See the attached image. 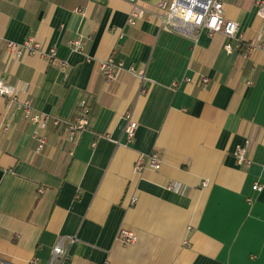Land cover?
<instances>
[{"label": "crops", "instance_id": "crops-1", "mask_svg": "<svg viewBox=\"0 0 264 264\" xmlns=\"http://www.w3.org/2000/svg\"><path fill=\"white\" fill-rule=\"evenodd\" d=\"M160 1L137 0L148 12L131 25L126 0H0V77L64 122L81 100L91 105L87 129L70 140L48 123L35 153L20 115L3 129L0 96V264H46L59 236L76 238L60 264H264V50L243 59L224 50L221 33H170L150 15ZM221 1L244 43L264 41L252 0ZM27 38L68 67L11 56L6 43ZM75 38L83 50H72ZM110 55L123 70L106 81L100 61ZM245 142L248 162L238 165ZM151 152L160 167L134 171ZM120 229L137 240L121 243Z\"/></svg>", "mask_w": 264, "mask_h": 264}, {"label": "built area", "instance_id": "built-area-1", "mask_svg": "<svg viewBox=\"0 0 264 264\" xmlns=\"http://www.w3.org/2000/svg\"><path fill=\"white\" fill-rule=\"evenodd\" d=\"M133 3L130 10L127 22L131 25L136 23V20L143 17L148 11L135 4L137 0H126ZM258 7V14L264 18V0H252ZM159 12L150 13L158 20L160 28L176 34L179 37L187 38L196 41L200 32H205L207 35L212 36L221 33L225 37L224 50L227 53L239 51L243 59L254 48H261L264 50V41L259 40L255 43H244L242 35L238 31V23L231 19H226L223 13V3L221 0H161L158 4ZM69 44L72 50H83V41L81 39H71ZM9 54L15 58H19L23 53H32L49 61L58 63L62 70L68 67L65 61L58 59L55 55V49L49 48L48 50L42 49L38 43L32 38H27L21 42L8 41L6 43ZM123 70V65L120 61H116L113 55L100 61V72L106 81L115 80L119 73ZM131 74L143 80L145 78L144 70H136L133 67L127 69ZM185 80H189L188 78ZM202 82H207V78H202ZM176 85V83H173ZM0 96L5 99L7 118L3 124V129L7 130L15 115H20L32 127L30 137L34 142L35 153H39L46 145V135L43 132V126L51 123L54 126L62 125L70 140L80 134L89 126V113L91 105L87 100H81L78 105L77 115L70 121H62L57 117L36 111L33 100L30 97L21 99L16 93L15 89L7 84L0 77ZM126 125L124 134L128 141H132L137 123L131 119L130 114L125 115ZM248 142H245L236 151V158L238 165H244L247 160ZM149 167L158 169L160 161L155 152L147 155L140 154L134 163V171L138 172L142 169ZM202 186L208 184L207 180L202 181ZM254 190L260 191L262 186L259 183H254ZM135 199L131 200L133 204ZM66 238V239H65ZM117 239L123 244H132L137 240L136 234L128 229H120L117 234ZM74 243L75 237L59 236L54 244L51 255L46 264H60L63 263L68 256V250L65 241ZM35 264V259L34 262Z\"/></svg>", "mask_w": 264, "mask_h": 264}]
</instances>
